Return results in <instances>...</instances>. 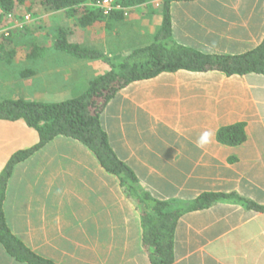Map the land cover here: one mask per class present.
<instances>
[{
    "label": "crops",
    "instance_id": "obj_1",
    "mask_svg": "<svg viewBox=\"0 0 264 264\" xmlns=\"http://www.w3.org/2000/svg\"><path fill=\"white\" fill-rule=\"evenodd\" d=\"M149 9L140 8L124 22L106 16L89 26L64 11L40 14L38 22L59 16L56 27L70 30V42L101 56L80 58L49 42V52L33 58L30 42L18 43L10 57L0 53V101L59 102L83 93L112 64L152 42L162 8ZM170 13L173 39L205 54H244L264 41V0H173ZM26 64L8 75L13 65ZM237 123L244 124L246 141L220 142L219 130ZM101 124L120 159L153 197L169 201L170 211L187 209L207 192L234 193L264 206V74L162 72L120 90ZM206 130L213 134L211 143L199 148ZM38 142L25 119H0V178L16 152ZM4 211L15 235L58 264H152L136 204L117 176L75 138L59 135L15 165ZM174 253L175 264H264V210L233 197L185 211ZM0 264L30 263L18 261L0 242Z\"/></svg>",
    "mask_w": 264,
    "mask_h": 264
},
{
    "label": "trees",
    "instance_id": "obj_2",
    "mask_svg": "<svg viewBox=\"0 0 264 264\" xmlns=\"http://www.w3.org/2000/svg\"><path fill=\"white\" fill-rule=\"evenodd\" d=\"M117 1L123 8L113 10L110 15H104L95 3L87 5V0H0V53L10 57L9 51L15 54L16 44L28 43L26 31L30 29L27 28V22H23L20 27L3 29L7 25L4 24V16L8 18L9 15H17L25 5H28L29 13L33 17H38L48 10L64 11L65 16L83 26L102 21L106 16L124 22L125 17L137 13L140 8L145 9V13L150 12L148 0ZM172 1H162V22L152 42L134 49L119 63L112 64L111 70L92 79L83 93L59 102L26 99L0 101V119L23 118L39 134L38 143L16 152L11 157L0 178V242L18 261L30 264H58L34 251L13 233L5 216L4 200L15 165L29 158L59 135L72 137L86 144L96 154L102 166L117 176L141 213L143 245L152 264H175V230L185 211L208 208L218 201L233 197L243 201L248 207L264 210V206L241 199L234 193L207 192L194 200L192 206L187 209L170 211L169 201L153 197L141 184L134 170L118 157L108 134L102 127L101 115L108 103L120 90L137 80L149 79L162 72H175L181 69L220 70L228 76L251 72L264 74V41L255 49L237 55L205 54L178 44L172 37L170 13ZM36 6H39V10ZM70 34L68 28H61L53 42L54 48L80 58L101 56L96 51L70 42L68 39ZM30 45L29 54L33 58L39 57L40 51L45 48L34 43ZM218 140L232 146L245 142L244 124L237 123L221 128L218 132Z\"/></svg>",
    "mask_w": 264,
    "mask_h": 264
},
{
    "label": "rangeland",
    "instance_id": "obj_3",
    "mask_svg": "<svg viewBox=\"0 0 264 264\" xmlns=\"http://www.w3.org/2000/svg\"><path fill=\"white\" fill-rule=\"evenodd\" d=\"M148 1L150 2L148 6H150V8H151V5H152L153 7L158 8L156 12L160 13L159 7L162 8V1L163 0H148ZM155 4L156 5L159 4V5L156 6ZM36 7L39 10V6H36ZM27 15H31V13H29L28 5H25L22 9H20V11L17 15H15V16L9 15L8 18H7V16H6V18L4 16V21H5L4 24H7V25L3 29L7 30V28H9V27L12 28L14 24H17V25L20 24L21 25L23 22L24 23L28 22L29 20L26 19ZM41 15H42V13H41ZM37 18L38 17L32 16L30 19V20H32L29 23V29L30 30L26 31L27 41H29L30 44L34 43V44L44 46L45 48L43 50H41L40 53L44 52L45 49L49 52V48L51 47L50 45H48L49 42H52V44H53V42L55 41V39L59 35L60 28L58 26L56 27V25L58 24V21L61 18L59 19V16H57V15H54V16L48 15L46 18H42L40 20V22L37 21ZM46 45H48V46L46 47ZM28 49H31L30 46ZM19 56L22 57L23 55L20 53ZM36 62H38V61H36ZM27 66H28V64L19 68V67H16V65H13L12 68L10 69L8 75H11V76L15 75L16 76L17 73L22 72L25 68H27ZM30 66H31V64H30ZM47 100H48V102H54L52 97H49V99H47ZM149 193H150V191H149ZM150 194L153 195L152 193H150Z\"/></svg>",
    "mask_w": 264,
    "mask_h": 264
},
{
    "label": "built area",
    "instance_id": "obj_4",
    "mask_svg": "<svg viewBox=\"0 0 264 264\" xmlns=\"http://www.w3.org/2000/svg\"><path fill=\"white\" fill-rule=\"evenodd\" d=\"M90 1L91 3H95L96 6H98L104 15H110V13L113 10H118V9H122L123 7L118 3L117 0H87ZM159 5V4H157ZM31 15H27L26 19L30 20L31 19Z\"/></svg>",
    "mask_w": 264,
    "mask_h": 264
},
{
    "label": "clouds",
    "instance_id": "obj_5",
    "mask_svg": "<svg viewBox=\"0 0 264 264\" xmlns=\"http://www.w3.org/2000/svg\"><path fill=\"white\" fill-rule=\"evenodd\" d=\"M212 132L211 131H203L200 136L198 137L197 140V147L199 148H203L205 147L207 144L211 143V139H212Z\"/></svg>",
    "mask_w": 264,
    "mask_h": 264
}]
</instances>
